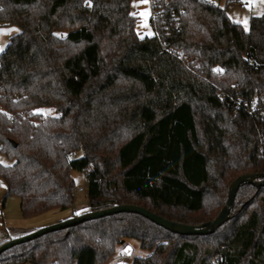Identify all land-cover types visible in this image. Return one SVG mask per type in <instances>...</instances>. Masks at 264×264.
Wrapping results in <instances>:
<instances>
[{"label":"trees","instance_id":"obj_1","mask_svg":"<svg viewBox=\"0 0 264 264\" xmlns=\"http://www.w3.org/2000/svg\"><path fill=\"white\" fill-rule=\"evenodd\" d=\"M131 3L0 0V24L21 29L0 53L3 207L69 209L78 170L90 211L136 204L200 225L233 180L264 173V14L247 30L210 0H151L143 35ZM126 238L150 254L125 264H264V185H241L212 233L120 212L14 245L0 264H103Z\"/></svg>","mask_w":264,"mask_h":264},{"label":"rangeland","instance_id":"obj_2","mask_svg":"<svg viewBox=\"0 0 264 264\" xmlns=\"http://www.w3.org/2000/svg\"><path fill=\"white\" fill-rule=\"evenodd\" d=\"M210 1L224 7L228 15L237 22H240L247 30L250 27L252 16L264 14V0ZM131 7L133 12L139 16L137 28L143 35L151 34L152 27L149 21L151 12L150 0H132ZM10 29H19V31H9ZM0 30H2L0 31V47L5 50L10 42V38L19 33L21 29L16 24H0ZM3 51H0V53ZM38 110L44 115L52 112L51 109L46 107H41ZM0 163L8 165L12 163V160H10L7 154L0 151ZM73 175L77 182L75 190L76 202L73 207L64 210H51L29 218L23 216L20 208V199L17 196L9 197L6 206L2 208L6 184L0 177V237L6 235L11 240L20 238L41 228L72 218L77 211L79 214H76V216L89 212L85 174L74 170ZM79 188H81V191L78 190ZM83 208H87V210L84 212L81 210ZM149 254L150 250L142 248L138 239L126 238L117 246L115 254L103 264H125L131 262L136 256H147Z\"/></svg>","mask_w":264,"mask_h":264},{"label":"water","instance_id":"obj_3","mask_svg":"<svg viewBox=\"0 0 264 264\" xmlns=\"http://www.w3.org/2000/svg\"><path fill=\"white\" fill-rule=\"evenodd\" d=\"M16 145V143H14ZM244 183H252L254 185L260 186L264 185V173L257 174H243L238 176L235 180L232 181L229 187V194L226 205L223 207L219 215L212 221L205 222L200 225H191L180 223L167 219L157 213L152 212L151 210L136 204H119L102 210L89 211L81 215L74 216L65 221H61L50 226L41 228L35 232H32L28 235H25L20 238L12 239L4 242L0 245V254L6 251L7 249L13 247L14 245L24 243L35 238H38L44 234L68 228L74 226L78 223H82L87 220L102 218L108 215H113L120 212H132L138 213L152 222L156 223L159 226L164 227L167 230H170L175 233L185 234V235H198V234H208L214 232L219 228L231 215V210L234 206V201L237 195V192L241 185Z\"/></svg>","mask_w":264,"mask_h":264},{"label":"crops","instance_id":"obj_4","mask_svg":"<svg viewBox=\"0 0 264 264\" xmlns=\"http://www.w3.org/2000/svg\"><path fill=\"white\" fill-rule=\"evenodd\" d=\"M150 8H151V12H150V25H151V27H152V33L151 34H147V35H152L153 33H154V29H153V26H152V24H151V15H152V4H151V0H150ZM234 20V19H233ZM236 21V20H235ZM5 192H6V189H5ZM87 197V196H86ZM2 208H3V205H2ZM82 211H84L85 212V210H87V208H83V209H81ZM81 211V212H82ZM74 214H79V212L77 211L76 213H74ZM6 240H11V239H9V238H7V236L6 235H2L1 237H0V244L2 243V242H5Z\"/></svg>","mask_w":264,"mask_h":264},{"label":"snow or ice","instance_id":"obj_5","mask_svg":"<svg viewBox=\"0 0 264 264\" xmlns=\"http://www.w3.org/2000/svg\"><path fill=\"white\" fill-rule=\"evenodd\" d=\"M0 11H3V9H0ZM2 31V30H0ZM9 31H19V29H10ZM4 49L2 47H0V51H3Z\"/></svg>","mask_w":264,"mask_h":264},{"label":"built area","instance_id":"obj_6","mask_svg":"<svg viewBox=\"0 0 264 264\" xmlns=\"http://www.w3.org/2000/svg\"><path fill=\"white\" fill-rule=\"evenodd\" d=\"M157 13V10H152V15H155ZM79 191H81V188L78 189ZM0 209H1V205H0Z\"/></svg>","mask_w":264,"mask_h":264}]
</instances>
